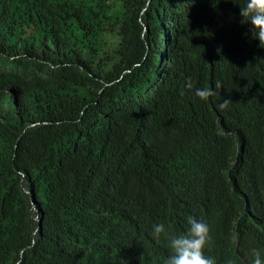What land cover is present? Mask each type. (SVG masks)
<instances>
[{
    "label": "trees",
    "instance_id": "16d2710c",
    "mask_svg": "<svg viewBox=\"0 0 264 264\" xmlns=\"http://www.w3.org/2000/svg\"><path fill=\"white\" fill-rule=\"evenodd\" d=\"M242 5L0 0V264H165L151 225L189 217L215 264L264 253V48Z\"/></svg>",
    "mask_w": 264,
    "mask_h": 264
},
{
    "label": "clouds",
    "instance_id": "9594fccd",
    "mask_svg": "<svg viewBox=\"0 0 264 264\" xmlns=\"http://www.w3.org/2000/svg\"><path fill=\"white\" fill-rule=\"evenodd\" d=\"M240 23L248 26V32L251 38L259 42V47L264 48V0H243V5L239 6ZM185 87L191 88L190 82L185 83ZM219 82L212 87L196 88L194 95L200 99H205L214 94L216 88H219ZM230 99H222L219 108H224L230 104ZM59 207L55 209L53 223L56 229L72 230L74 228V218L71 212L72 203L56 199ZM65 203L69 205L66 206ZM90 234L93 236L99 228V220L96 215L88 216ZM35 221L39 223V216H35ZM188 227L182 231L177 222L170 223L171 228L164 223H154L151 225L149 236L153 241H159L162 237L168 244V255L165 264H215L214 257L206 254V245L209 235V225L200 219L189 217L187 220ZM41 225L39 224V227ZM223 226L215 231V238L225 237L222 232ZM235 239V237H233ZM106 236L102 235V242L105 243ZM251 255L248 264H264L259 250L253 248L250 250ZM24 251L21 253L23 257ZM21 260L18 262L20 264ZM228 264H235V261L229 260Z\"/></svg>",
    "mask_w": 264,
    "mask_h": 264
},
{
    "label": "bare ground",
    "instance_id": "6f19581e",
    "mask_svg": "<svg viewBox=\"0 0 264 264\" xmlns=\"http://www.w3.org/2000/svg\"><path fill=\"white\" fill-rule=\"evenodd\" d=\"M255 249L259 250V247L258 248H255ZM262 249L264 250V247L263 246H262ZM250 255H251V252L248 255H246V256H250ZM261 257H262V259H264V253L261 254ZM243 264H248V260L245 261Z\"/></svg>",
    "mask_w": 264,
    "mask_h": 264
},
{
    "label": "rangeland",
    "instance_id": "374dc122",
    "mask_svg": "<svg viewBox=\"0 0 264 264\" xmlns=\"http://www.w3.org/2000/svg\"><path fill=\"white\" fill-rule=\"evenodd\" d=\"M66 204V206H68L69 204L68 203H65ZM39 224L41 225V223L39 222Z\"/></svg>",
    "mask_w": 264,
    "mask_h": 264
}]
</instances>
